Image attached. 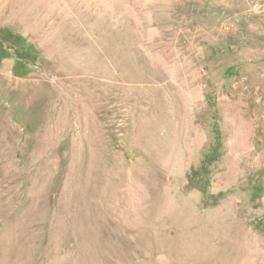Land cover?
<instances>
[{"label": "rangeland", "instance_id": "obj_1", "mask_svg": "<svg viewBox=\"0 0 264 264\" xmlns=\"http://www.w3.org/2000/svg\"><path fill=\"white\" fill-rule=\"evenodd\" d=\"M0 29L33 47L0 62V264H264V0H0ZM180 204L245 254L191 258Z\"/></svg>", "mask_w": 264, "mask_h": 264}, {"label": "bare ground", "instance_id": "obj_2", "mask_svg": "<svg viewBox=\"0 0 264 264\" xmlns=\"http://www.w3.org/2000/svg\"><path fill=\"white\" fill-rule=\"evenodd\" d=\"M173 200H174L173 197H170L167 193L162 192L160 194V197L156 205L160 209L170 210L172 206L174 205ZM170 216L175 218L177 220L178 226H180L181 229L184 230V233L182 234L183 243L182 244L180 243L178 246L179 248L181 247V249H183L184 247V250H185V248L189 247L190 245L194 251L193 252L191 250V253H192V254L190 253L191 258L199 257V256L204 257L205 256L204 254H207L208 251L212 248L211 247L212 242H215V241L222 246V249L225 251L227 256H230V253L231 254L234 253V255L237 258L238 255L240 257L241 255L243 256V254H245L246 249L248 248V245L250 243L246 241V238L250 235L248 231L240 230L239 228L237 229V227L231 230L228 228V226L231 225L232 222L223 221V220H219L215 222V224H213L212 227H210L209 225L212 223V221L204 225V217L201 214L197 213L194 210V208L188 206L187 204H180L177 207V210L171 213ZM254 239H255L254 245H257L260 247L264 246L263 240L258 239L256 237H254ZM186 251H188V249ZM212 252L213 251H211L210 253ZM179 258L180 257H178V259ZM189 259L190 258H188L187 260L189 261ZM227 259L229 260L228 264H235L234 261L236 260L234 259V257L233 258L227 257ZM242 261L243 260H241L240 263Z\"/></svg>", "mask_w": 264, "mask_h": 264}, {"label": "trees", "instance_id": "obj_3", "mask_svg": "<svg viewBox=\"0 0 264 264\" xmlns=\"http://www.w3.org/2000/svg\"><path fill=\"white\" fill-rule=\"evenodd\" d=\"M22 46L24 49H26L25 52L28 53V56L30 57L31 53L33 52V47L30 44L26 43L21 36L13 35L7 29H0V62L3 59L9 58L12 56V54H14L16 60L13 65V71L17 75H20L19 73L22 74L24 70L28 68L27 61L29 60V58L26 59L24 58V54L23 52H21ZM34 61H35V56H33L32 61H29V63H33ZM215 134L218 141L219 132L217 129L215 131Z\"/></svg>", "mask_w": 264, "mask_h": 264}, {"label": "flooded vegetation", "instance_id": "obj_4", "mask_svg": "<svg viewBox=\"0 0 264 264\" xmlns=\"http://www.w3.org/2000/svg\"><path fill=\"white\" fill-rule=\"evenodd\" d=\"M21 45V44H20ZM20 47V46H19ZM21 52H23V54H24V58L26 59V58H29V56H28V53H26L25 51H26V49H24L23 48V46L21 47Z\"/></svg>", "mask_w": 264, "mask_h": 264}]
</instances>
